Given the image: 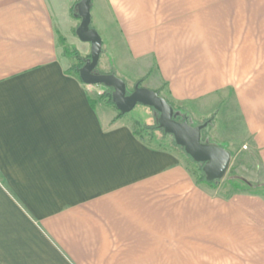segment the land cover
<instances>
[{"label": "crops", "instance_id": "obj_1", "mask_svg": "<svg viewBox=\"0 0 264 264\" xmlns=\"http://www.w3.org/2000/svg\"><path fill=\"white\" fill-rule=\"evenodd\" d=\"M69 1L0 0V264H264L261 0L92 9L112 73L196 121L215 115L206 136L231 162L241 156L252 187L200 182L81 81L66 49L78 39ZM112 24L132 74L115 61Z\"/></svg>", "mask_w": 264, "mask_h": 264}, {"label": "water", "instance_id": "obj_2", "mask_svg": "<svg viewBox=\"0 0 264 264\" xmlns=\"http://www.w3.org/2000/svg\"><path fill=\"white\" fill-rule=\"evenodd\" d=\"M92 4L93 0H80L75 5L77 13L74 16L81 20L76 35L81 42L91 45L90 58L79 69L81 81L90 86L103 85L111 88L112 102L122 115L130 113L137 105L153 109L159 114L158 128L164 134L172 136L175 144L182 148L194 163L201 166L206 182L224 179L231 164V153L209 141L203 142V131L209 127L212 119L198 126H193L188 117L178 120L181 113L176 112L159 92L143 87L140 81L130 92L127 83L115 73L105 74L98 71L103 41L98 31L92 27Z\"/></svg>", "mask_w": 264, "mask_h": 264}, {"label": "rangeland", "instance_id": "obj_3", "mask_svg": "<svg viewBox=\"0 0 264 264\" xmlns=\"http://www.w3.org/2000/svg\"><path fill=\"white\" fill-rule=\"evenodd\" d=\"M80 0H72L69 1V6L72 8V15L74 16V14H76L77 12L75 11V5L79 2ZM96 1V9H100V5L104 7V12L107 13V15H109V10L107 8V4H105L106 0H93V4H92V9L93 6L95 7L94 3ZM109 1V0H107ZM121 3H119L120 5H125L128 6V4H132V3H136V2H140L143 3L146 0H119ZM154 1V3H160L161 5H166L167 11H171L173 10V7H176L174 9H176L177 11H186L188 10V8H186L187 6H196V10H214L215 12H219L221 8V4L223 3L224 0H152ZM261 3L264 5V0H261ZM106 7H105V6ZM214 5V6H213ZM203 6V7H200ZM75 17V16H74ZM93 15H92V27L95 28L98 33L100 34L101 38L102 36H105L104 33H102L103 31L101 30V26L97 27V24L93 23ZM75 25L76 28L80 25L81 20L79 18H75ZM100 24V23H99ZM110 28V32L112 34V36L115 37V40L119 41V39L121 38L120 33H119V28H117L116 26H114L112 24ZM74 34V33H73ZM74 36L77 38L76 34H74ZM105 38V37H104ZM103 40V39H102ZM106 40V39H104ZM76 41V40H75ZM121 41V40H120ZM119 41L118 45H115V50L117 53L116 57H115V61L119 66H122V70L126 71L125 73H134L136 71V66H131V65H127L125 66V63L122 61V56L125 54L124 51V47L122 45V43ZM83 42L79 41V39H77V43L75 46L74 44H72V42L69 44L68 48V60H69V65L71 66V68H73L75 70V72H77V70H79L83 65H84V60L86 61L87 59L90 58L91 55V46L89 44H82ZM75 53L79 54V59L76 58ZM114 66V54L110 53L107 51V48H105V46L103 45V53L101 55V59H100V63L98 66V71L100 73H109V72H113L112 70L115 68H113ZM116 73V71H114ZM116 75L118 77H120L121 79H123L127 85H128V89L130 92H132L134 90V86L136 83H132L128 81L127 77H123L122 75H119L118 72L116 73ZM126 75V74H125ZM142 80V79H141ZM143 86V83H142ZM93 89H95V91L100 95V97L102 98V100L107 101L110 97V89L103 86V85H94ZM188 113V111H185ZM189 114V113H188ZM127 115H130L131 117L134 118V130L136 131V133L138 134V136L140 138H142L143 140H145L147 143L150 144L151 147L153 148H159V149H165V150H175L180 152L184 158L186 159V161L188 162V165L191 169V171L197 175L198 177H200L201 175V166L194 163L186 154L185 152L176 147V145H174V139L172 136L170 135H165L161 130H159L157 128V119L159 117V114L156 113L153 109H151L150 107H146L143 105H137L133 111H131L130 113H128ZM190 119L192 121L193 126H198L203 124L202 121H196L193 119V117L189 114ZM212 116L209 118L211 119ZM207 119V120H209ZM179 120H181L179 118ZM206 120V121H207ZM205 121V122H206ZM204 122V123H205ZM212 125V124H210ZM209 125V127H211ZM209 127L207 129H205V132L203 133V142L205 141H209L211 144H215L218 145L216 143H214V141L210 140V137H207L206 135V131L209 129ZM221 146V145H218ZM222 147V146H221ZM243 159L241 158V156H235L233 157V160L231 162V165L229 167V170L226 174V176L224 177V179H222L221 181H219L218 183H227L230 182L232 180H237V179H245L244 178V174L245 170H244V161H242ZM243 167V168H242ZM0 183L5 186V182L3 180V178L0 176Z\"/></svg>", "mask_w": 264, "mask_h": 264}, {"label": "trees", "instance_id": "obj_4", "mask_svg": "<svg viewBox=\"0 0 264 264\" xmlns=\"http://www.w3.org/2000/svg\"><path fill=\"white\" fill-rule=\"evenodd\" d=\"M67 53H68V49H67ZM75 56H76V58H80L79 57V54L78 53H75ZM84 63H85V60L83 61ZM71 70L72 71H74L75 72V70L73 69V68H71ZM76 74H78L79 75V70H77V72H75ZM112 73V72H111ZM106 74H109V73H106ZM140 82H141V84L143 83V80H140ZM110 89V97L111 98H109L107 101H105L108 105H111V106H113V107H115V105L113 104V102H112V89L111 88H109ZM160 93V92H159ZM171 104V103H170ZM172 105V104H171ZM173 107H174V105H172ZM116 108V107H115ZM174 109H175V111L176 112H180L181 113V115L178 117V120H179V118L181 119V120H183V118L184 117H188V118H190V116H189V114L187 113V112H185V111H183V110H181V109H177V108H175L174 107ZM119 115L120 116H123L120 112H119ZM215 117V115H213V117L212 118H214ZM211 118V119H212ZM214 120V119H213ZM157 128H158V126H157ZM159 129V128H158ZM160 130V129H159ZM205 132V130L203 131V133ZM135 133H136V131H135ZM137 134V133H136ZM138 135V134H137ZM166 135V134H165ZM174 145H176L175 144V142H174ZM176 147H178L177 145H176ZM178 148H180V147H178ZM180 149H182V148H180ZM183 150V149H182ZM184 151V150H183ZM201 171H202V169H201ZM239 180H242L243 182H245L247 185H248V187H252L253 185L252 184H250L249 182H247L245 179H239ZM199 181L200 182H204V183H207V184H209V185H211V186H213V185H215V184H217L219 181H215V182H211V183H208V182H206V179H205V175L203 174V172H201V175H200V177H199Z\"/></svg>", "mask_w": 264, "mask_h": 264}]
</instances>
